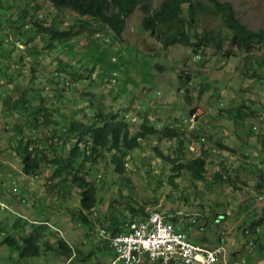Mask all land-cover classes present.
I'll use <instances>...</instances> for the list:
<instances>
[{
	"label": "rangeland",
	"instance_id": "obj_1",
	"mask_svg": "<svg viewBox=\"0 0 264 264\" xmlns=\"http://www.w3.org/2000/svg\"><path fill=\"white\" fill-rule=\"evenodd\" d=\"M146 1L154 7L159 0ZM229 1L236 14L248 27L264 29V0ZM39 3L44 11L50 7L46 0H39ZM21 5H24L23 1ZM138 8L139 5L127 18V26L122 32L121 41L110 37V33L98 32L100 37L93 43L84 36V31L75 37L74 42L71 41L75 46L73 45L74 50L68 52L70 56L60 54L65 47L69 46L65 43L52 52V58L51 55L47 57L51 59V62L43 58L41 60V56L37 54L33 61H27L25 65L10 64V67L14 66L15 73H13L12 81L3 86L10 91V97L17 95L26 85H33V88H40L42 85L48 89L51 88L52 84L46 82L43 76L48 74L47 77H52L51 70L54 69L52 65L59 56L63 61L76 62L78 67H94L90 72L86 71L74 85L61 92L58 100L48 101L53 105L58 103L61 123L67 121L73 108L84 105L86 98H91L92 104L102 107L103 110L113 108L120 114L125 112L128 115L126 118L129 125L132 127L140 122L136 111L142 106L148 109L152 120L157 117L160 122L171 119L178 111H181L183 118L193 115L197 124H201L204 128L200 133L204 137L203 144L208 150L207 174L204 179L192 181L186 174L182 177L175 176L172 181L176 186H173L168 180L170 169L162 164L159 157L154 158L153 153L148 152V147L144 143L141 148H134L124 155L125 167L121 172L112 171V166L109 164L110 154L106 153L104 155L106 161L103 162L98 158L96 167L92 168L88 175L90 181L96 182L101 187L97 195L102 199L91 210H86L87 215L90 220H93L94 228L102 226L101 221L110 217L107 213L112 211L109 202L114 199L121 202L113 209V215H117L120 221L131 216L123 208L126 201L138 206L145 204L144 211L152 208H160L164 212L182 209L187 213L197 212L202 208L199 213L200 218L205 216L203 212L208 213L209 217L213 215L215 209L225 211L228 216L226 215L225 219L220 221L225 237V249L215 264H264V222L259 225L258 234L244 235L241 231L243 225L260 216L264 217V196L254 197L253 191L254 174L257 172L254 164L264 167V145H261L253 135H247V126L251 124L252 127L257 116L240 122L232 115L228 116L226 112L218 114L219 106L232 108L244 102L257 114L264 116V79L244 74L247 55L238 50L232 54H226L228 49L226 41H223L222 50L219 52L215 51L211 45L203 46V49L200 48L196 53L192 52L189 46L179 43L163 47L140 26L142 13ZM28 9L32 8L28 7ZM71 17L64 15L61 25L71 23L73 20ZM105 37L110 38L108 39L110 46L100 47L94 51L97 49V43L102 44L101 41L105 40ZM110 53L116 55L118 63L123 64L118 74L119 87H109L106 84V78L98 75L102 69L101 61L97 63L94 61L96 56L107 58ZM260 55L262 53L257 52V56ZM4 66L5 63L0 61L1 70H5ZM29 66L34 67L33 78L29 77L32 72ZM128 66H131L133 77L130 79L124 78V75H127ZM184 73L188 74L192 86L190 103L183 100V94L176 92L177 86L183 90L186 88L179 78V74ZM199 82L209 84V88L200 96L197 95ZM15 84L17 89L11 91L10 87ZM7 99L8 97H0V120H4L5 114L1 109L8 104ZM34 102L35 99H32L31 103ZM195 105L198 108L189 114L190 109ZM9 123L10 121H6L7 126L10 127L9 131L0 133V220L5 222L11 217L20 215L26 216L23 219L29 218L30 221L35 219L39 222L46 219L51 227V230L49 227L45 232L49 244H53L55 237L61 236L74 247L78 246L83 254L91 252L95 246L92 242L101 237L93 232L92 237L88 238L85 234L88 231V225L73 215L79 206L78 190L70 185H67L65 189L55 188L50 192L43 189L41 185L43 175L49 174L52 165L42 163L36 170L41 176L36 180L30 175L23 174L15 150L17 141L11 138L13 128ZM260 125L264 133V122ZM253 130L257 131V129ZM31 133H35L37 138H44L42 127H38ZM25 139L26 136L23 137V140ZM218 140L231 146L234 152L218 147ZM195 143L198 145V141ZM162 146L165 147L166 143ZM187 154H190L189 150ZM219 161L247 174V177L242 176L247 181V186L243 190L232 188L229 184L216 182L211 178L215 169L218 168ZM24 184L29 186L30 195L27 194L25 197L19 194L25 198L23 200L19 199L17 193H14L11 188L17 185L18 192H21ZM65 219L70 222H65ZM200 221L204 222L203 219ZM29 224L28 228H30ZM211 225L204 231L211 235L210 240L215 239L216 236V233L212 236L216 228ZM250 237H254L252 242H249ZM1 238L2 234H0V264H96V261L103 262L106 258L110 259L107 255L109 251L102 248L96 251L95 255H84L83 258L80 254L69 261L50 247L41 255L28 261L18 260L16 251H10L8 246L1 242ZM190 238L193 240L192 236Z\"/></svg>",
	"mask_w": 264,
	"mask_h": 264
},
{
	"label": "trees",
	"instance_id": "obj_2",
	"mask_svg": "<svg viewBox=\"0 0 264 264\" xmlns=\"http://www.w3.org/2000/svg\"><path fill=\"white\" fill-rule=\"evenodd\" d=\"M21 1L24 2V5H21ZM46 1L50 7L44 11L39 0H0V61L5 63V70L0 69V97H8V104L1 109L5 115L4 120H0V133L9 131L10 127L7 126L6 121H10L9 124L13 128L11 138L17 141L15 150L23 174L34 172L42 163L52 165L50 174L44 177L41 184L47 192L55 188L65 189L67 185L78 190L79 206L73 215L88 225V231L85 234L91 238L95 228L93 220H90L86 210H91L102 198L97 195L101 187L96 182L90 181L88 175L90 170L96 167L95 163L98 162V158L105 162L104 155L110 154L109 161L114 165L113 171L121 172L125 167L124 155L134 148H141L144 143L148 147V152L153 153L154 158L159 157L162 164L167 165L170 169L168 180L173 186H176L172 181L175 176L182 177L186 174L192 181L204 179L207 174L208 160V150L203 144L204 137L200 133L204 128L201 124H197L196 120L190 127L189 117L191 115L183 118L181 111L176 112L171 119L162 122L158 121L157 117L152 120L149 117L148 109L143 106L136 111L140 122L132 127L129 125L126 118L128 115L125 112L120 114L113 108L103 110L100 106H94L91 98H86L84 105L73 108L67 121L61 123L58 103L53 105L48 101L58 100L61 92L74 85L86 71L90 72L94 67H78L76 62L69 63L58 56L52 65L54 68L51 70L52 77H47L48 74L43 76L46 82L52 84L51 88L48 89L44 85L40 88L26 85L17 95L10 97V91L3 86L12 81L13 73H15L14 66L10 67V64L25 65L27 61H33L37 54L41 56L40 59L43 58L51 62V59L47 57L65 43L69 46L65 47L60 54L70 56L71 54L68 52L74 50L73 45L75 46V44L72 43L75 37L84 31V36L93 43L100 37L98 32L110 33V37L121 41L122 32L127 26V18L139 5L138 9L142 13V29L163 47L179 43L189 46L192 52L196 53L200 48L203 49V46L211 45L215 51L219 52L222 50L223 41H226L228 43L226 54H232L238 50L247 55V65H245L243 73L264 79V29L248 27L236 14L229 0H159L154 7L146 0ZM28 7L32 9H28ZM64 15L72 16V22L61 25ZM108 39L110 38L105 37V40L101 41L102 44L97 43V49L94 51L100 47L110 46ZM15 41L22 43L24 48L17 46ZM86 46L88 47V45ZM257 52H261L262 55L257 56ZM52 57L53 55H51ZM95 59V63L101 61L100 65L102 66L98 75L106 78V84L109 87H119L118 74L121 70L120 66L123 64L118 63L116 55L110 53L107 58L96 56ZM29 70H32L29 77L33 78L35 76L34 67L29 66ZM126 72L127 75H124V78H133L131 66H128ZM187 75V73L179 74V78L186 88L183 90L177 86L176 92L183 94V100L190 103L192 101L190 94L192 86ZM198 84L197 95L200 96L209 88V84L201 82ZM16 87L17 84L12 85L10 90L17 89ZM32 99H35L34 103H31ZM242 103L232 108L219 106L218 114L226 112L228 116L232 115L240 122L257 116L255 122L257 128L253 127L254 124L253 128L251 124L247 126V135H253L261 145H264V133L260 125L262 122L257 121L261 114H257L254 109L244 102ZM197 108L198 106L195 105L190 109L189 114ZM38 127H42L43 139L37 138L35 133H31ZM253 129H257V131L254 132ZM25 136L26 139L23 140ZM196 141H198V145H196ZM164 143H166L165 147L162 146ZM192 144L195 145L193 149L189 147ZM217 145L222 149L234 152L231 146L221 140L217 141ZM188 150L189 155L187 154ZM254 166L257 171L254 174V197L263 196L264 168L259 164H254ZM242 176L247 177V174L219 161L218 168L215 169L211 178L216 182L229 184L232 188L243 190L247 186V181ZM236 179L238 181H235ZM47 180L49 182H46ZM16 189H18L17 185ZM28 189L29 186L24 184L21 192L14 191V193H17L19 199H25L21 195L26 197L29 194ZM154 201L153 203H155ZM119 203L121 202L118 199L111 200L109 207L112 211L107 212L110 217L101 221L109 233L125 229L124 224L119 225L121 222L118 221L117 215H113V209L119 206ZM123 205L124 207H122L131 214V217H140L147 212L144 211L145 204L138 206L126 201ZM227 214L225 211L215 209L212 216L199 218V222L193 226L198 230L200 223H204L205 228L199 232L201 233L199 238L196 236L193 238L197 239V242L209 244L211 235L204 233L205 229L210 224H212L211 226L216 224L215 228L221 229L217 225L225 219ZM215 218H219L220 221L215 223ZM170 219L177 220L176 218ZM202 219L204 222L200 221ZM116 221L117 223L114 225ZM263 222L264 217L260 216L245 226L243 225L241 231L244 235L258 234L259 225ZM28 224L29 220L23 219L22 216L11 217L5 222L0 220L1 242L6 244L10 251H16L18 260L28 261L41 255L50 247L66 259H72L80 254L83 258L84 255L96 254L93 250L83 254L78 246L72 248L62 237H55L53 244H49L45 233L50 227L48 223L43 221L30 223V228H28ZM187 225L188 223L184 222V228H187ZM212 236H215V242H217L221 234L216 230ZM252 239L254 240V237ZM99 241L101 248L113 252L104 239L101 238ZM112 257L106 258L103 262L96 261V264H107L112 260Z\"/></svg>",
	"mask_w": 264,
	"mask_h": 264
},
{
	"label": "built area",
	"instance_id": "obj_3",
	"mask_svg": "<svg viewBox=\"0 0 264 264\" xmlns=\"http://www.w3.org/2000/svg\"><path fill=\"white\" fill-rule=\"evenodd\" d=\"M195 120L193 115L189 117L190 127ZM257 121L263 122L264 116L259 115ZM253 127L257 128V123ZM189 147L193 149L195 145ZM199 213H185L182 209L164 212L152 208L145 215L126 221L122 231L108 233L104 227L99 228L98 235L106 238L108 247L114 252L109 264H215L225 249L223 230L216 228L221 236L213 245L191 240L188 230L197 224ZM184 217H187V228H184V222L181 223ZM219 221V218L214 219L215 223ZM204 228L205 224L200 223L198 230ZM249 242H252L251 238Z\"/></svg>",
	"mask_w": 264,
	"mask_h": 264
},
{
	"label": "crops",
	"instance_id": "obj_4",
	"mask_svg": "<svg viewBox=\"0 0 264 264\" xmlns=\"http://www.w3.org/2000/svg\"><path fill=\"white\" fill-rule=\"evenodd\" d=\"M264 168V167H263ZM264 196V195H263ZM258 197H261V196H258ZM201 208V207H200ZM200 210H202V208L200 209ZM200 210H199V212H200ZM192 212H196V211H192ZM132 217L131 216H128L127 218H125L124 220H122V221H120V220H118L119 222H121V223H119V225L120 226H122L123 224H124V222H126V221H128V220H130ZM65 222H70L69 220H66L65 219ZM183 222H187V217H184L182 220H181V223H183ZM223 222V221H222ZM115 223H117V221L116 222H114V225H116ZM217 226H220L221 227V224H220V222H219V224L217 225ZM213 227L215 228L216 227V224L215 225H213ZM196 231V232H195ZM199 232L200 231H198L197 229H196V227H192L189 231H188V233H189V237H191L192 236V238L193 237H197V238H199L200 237V235L201 234H199ZM195 234V235H194ZM77 241V240H76ZM95 241H97L96 243H95ZM94 242H92L93 244H95V246H94V248H93V251H98V250H101L102 248H101V242L99 241V240H95ZM193 241H195V242H197V239L195 240L194 238H193ZM197 243H200V242H197ZM215 243V239H212L210 242H209V244L207 243V245H213ZM112 253L113 252H109V253H107V255H109L110 257H112ZM98 256V255H97ZM114 258V256L112 257V259ZM100 259V258H99ZM112 261V260H111ZM110 261V262H111ZM109 264V263H108ZM113 264H121L120 262H115V263H113Z\"/></svg>",
	"mask_w": 264,
	"mask_h": 264
},
{
	"label": "clouds",
	"instance_id": "obj_5",
	"mask_svg": "<svg viewBox=\"0 0 264 264\" xmlns=\"http://www.w3.org/2000/svg\"><path fill=\"white\" fill-rule=\"evenodd\" d=\"M141 26V25H140ZM15 44L17 45V46H20V48H24V45L22 44V43H20V42H18V41H15ZM102 160V159H101ZM103 161V160H102ZM109 164H111V169H112V171H113V169H114V165H113V163L111 162V161H109ZM124 165H125V163H124ZM39 169V168H38ZM51 168H50V171H49V174H50V172H51ZM49 174H46V175H43V180H44V177L45 176H48ZM27 175H30L32 178L34 177V178H36V179H39L40 178V174L39 173H37L36 172V170L34 171V172H32V173H30V174H27ZM35 179V180H36ZM46 182H49V180H47ZM41 184H42V182H41ZM11 190L14 192V191H18V189H16V186H14V187H12L11 188ZM24 200V199H23ZM1 206H5V205H2L1 204ZM88 212V211H87ZM86 212V213H87ZM21 216V215H20ZM22 217H26V216H22ZM28 220H29V222L32 224V223H37L38 221H36L35 219L34 220H32L31 219V221H30V219L29 218H27ZM41 221H43V222H46L47 223V220L46 219H43V220H40L39 222H41ZM129 221V220H128ZM38 222V223H39ZM125 223V222H124ZM49 225V224H48ZM101 227H104L103 225L102 226H97V228L95 227V230H94V233L96 234V236H98V237H101L102 239H104L105 241H106V238L105 237H103V236H99L98 235V230H99V228H101ZM105 229H106V227H104ZM108 232V231H107ZM109 233V232H108ZM61 237V236H60ZM72 248L74 247L71 243H69V241L65 238V237H62ZM83 241H85V239H83ZM71 259V258H70ZM70 259H68L69 261H70Z\"/></svg>",
	"mask_w": 264,
	"mask_h": 264
}]
</instances>
